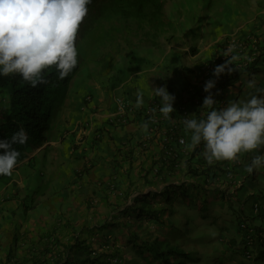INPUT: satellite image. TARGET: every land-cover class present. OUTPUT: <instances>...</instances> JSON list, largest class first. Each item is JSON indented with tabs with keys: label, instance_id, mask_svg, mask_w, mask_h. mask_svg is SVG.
I'll return each mask as SVG.
<instances>
[{
	"label": "trees",
	"instance_id": "obj_1",
	"mask_svg": "<svg viewBox=\"0 0 264 264\" xmlns=\"http://www.w3.org/2000/svg\"><path fill=\"white\" fill-rule=\"evenodd\" d=\"M175 2L176 0H91V3L88 5V13L84 18L83 23L80 25L79 32L76 37V48L78 52L77 67L69 74L68 77L61 80L59 79L58 72H56L54 68L47 69L44 73L47 83L39 84L37 87H31L30 84L24 81L19 74H12L9 76L0 75V140H10L13 133L18 131L20 128H24L28 135L27 143L22 145H13V147L20 153L17 165L13 169V174L11 176L0 175V207H3L4 209L7 204L10 205L12 201L20 200L22 203H20L17 208L22 211L25 217V213L28 210H33L36 203L38 204L39 199L47 196L52 201H56V199L61 198L60 207H69L67 200L63 197L67 195L65 198L67 197V199H69V195L71 196V194L74 193L73 191H70V189H68L70 187L67 186L77 185L79 183L82 184L83 182L79 181L83 180L86 170L84 172L83 170L79 172L77 175L78 179L74 182L64 185V190L60 187L58 188V192H55V189H51L49 192L48 190L50 189L52 183H47V162L42 163L36 159H29V153L32 152L34 147H38L48 141L46 136L48 127L51 123L58 120V116H60V114L62 115L63 112L61 113V111L65 109L64 107L69 100V89L74 92V85L76 84V79L81 70H85L86 67H88V64L92 61H96L93 58L95 57L94 55H96L99 46H96L95 44L99 41L103 42V44H109L108 49H114L115 53V50L120 47V45L115 44L116 41L118 39H123L132 23H147L148 26L156 31L163 27H170L172 19L180 13L179 2L177 4ZM252 40L254 39L250 36L238 39V46H236V50L233 52L235 55L237 54L235 53L236 51L240 52V54L241 52L244 53L247 51V57L245 59H241L240 61L248 60V62L241 64L240 66V64L234 61V65H232V67L236 69L235 71L231 74H221L219 78H216V84L212 92L213 99L217 101V104L214 106L216 109L223 108L224 104H227L229 100L239 102V98H237V96L240 94V90L243 88L246 90V83L252 80L255 76L259 75L261 72V70L255 67L256 65L253 61H259V59L264 60V47L257 44L256 40ZM118 52H120V50ZM194 52L195 50L193 49L192 53L194 54ZM220 56L213 55L208 63V66L215 69V67L223 61L222 58L225 60L227 59V57L223 56V53H221ZM213 70L212 72L207 71L206 73L210 74L211 72L212 74ZM167 87L168 92L174 95L172 88H170V86ZM233 87H237L238 90L233 92ZM256 88L264 89V85L261 83V85H257ZM256 88L249 91L250 93L246 96H256L257 94L259 96L262 92H257ZM88 97L89 96L86 98ZM183 110L185 109L183 108ZM203 110L204 109L201 108V113L205 112V114L200 116V112H198L195 119L199 120L206 117L209 109L204 112ZM178 113V116L180 115L179 117L182 118L181 109H179ZM177 119L179 118L177 117ZM175 130L176 128L174 131ZM167 134L170 136L172 132L169 133L167 130ZM175 135L176 134L172 137L173 139L175 138ZM173 144H175V141L171 144V147H175ZM175 151L177 156L176 159H171L170 157L162 154V160L159 163L161 165L158 166L157 169V172L159 173L158 176H162L163 172L166 171L171 172L170 167L178 172H181V169L174 165L178 164L177 161H180V158H182V149L176 150L175 148ZM203 151V143H201V145L197 146L190 152L189 160H187L188 164L185 165V179L190 178L192 183H180L178 187H175L184 188V193H187V189H190L191 192V187H194V189H197L194 190V193H198L199 190H202L204 193L208 191L217 196H223V194L231 188L235 192L231 193L229 197H237L236 202L239 203L238 195L242 194L239 193V190H241L242 187L240 186L239 188H235V185L241 178L246 176V166L251 164L252 161L248 160L247 162V158L240 161V158L242 159L243 157L241 154L250 157L251 154L255 155L256 152L259 153V150L257 149L252 152L241 153L237 162L216 161L212 165L207 163L203 155ZM2 152L3 150L0 149V153ZM42 160L44 161V157ZM21 165H23L22 168H26L24 169L26 177L32 181L34 180L36 183L32 186L34 187L33 189H31L32 187L30 185H26L25 189L21 190L22 193H19L20 188H18L17 184L14 183V179H16L20 173L22 174V169L18 168V166ZM18 170L19 172L17 173ZM147 174L149 175L150 173ZM147 174L143 176V179L148 176ZM170 175L175 179V176H172V173ZM179 175L181 174L179 173ZM260 177L263 178L264 183V175L262 176L260 174ZM113 179L115 180L116 178ZM199 180H202L201 185L197 184ZM210 181H212V185L215 186L213 189L214 192L208 190L206 187ZM145 183L149 184V181L145 180ZM154 184L155 182H151L149 185ZM9 187H12L11 189H14L16 194H13ZM175 187L173 185H169L166 186L164 190H168L170 188L177 189ZM48 193H50V195ZM20 194L23 195L20 197ZM252 194V198H254L256 194ZM242 195L243 202L241 204L242 206H245V204L249 201L250 194L248 195L245 192ZM127 196L128 194H126L124 198H127ZM109 198L108 194L105 191H102L99 203L109 206ZM150 199H154V196L150 197V195H138L134 198L131 206H126L122 209L120 212L121 216L123 218H130V220L133 219L134 223L137 224L140 222H153V220L158 221L160 217L156 216L158 213L155 208H153V205L157 203L150 201ZM85 203L86 208L88 209L87 212H85L87 216L91 208L97 211L98 205L93 201L87 200ZM21 204L22 207H20ZM139 204L142 205L136 209ZM254 205L257 206V208L253 211L257 212L255 215L253 212L251 213ZM240 210L243 211L244 208L241 207ZM133 211H136L137 214H132ZM10 213L14 215L13 213L16 212L11 209ZM14 216H16V214ZM92 216L93 212L91 211V217ZM114 219L115 218H113V221H115ZM65 220V223L62 225V229L65 230L64 234L67 233L71 235V233L78 230L76 233H78L79 236L74 238L69 237L67 241H72L70 243L68 242L69 244L67 243L60 247L62 248V251L59 252V255L52 253V246H57V243L59 242L58 237H56L57 235L54 236L52 232L50 234H46L45 236L42 234L43 236L40 238V241L43 242H40V245H37V249L34 248L36 246L35 244H30L28 249L22 252V258L20 261L14 260L13 250L11 253L8 251V253L5 254V263L28 264L29 260L31 262L30 264L121 263L122 252L116 247V240L114 238H110V233L106 231L110 228L117 229L116 222L108 225L106 221H100V226L96 228L90 226L87 228L85 226L87 218L85 217L81 224L82 226L80 225L79 228L75 217L66 221ZM243 221H239L240 223L238 224V229L235 234L238 238L233 236L234 238L228 241L227 246L225 245V253H222L220 256L213 254L209 257V261L213 262V264H217V262L221 259L223 260V263L221 264H227L230 261V258L229 256L228 258H225L224 255H228L229 253V255H238L241 258L244 257L245 251H247V255H250V258H252L251 261L253 264H256L261 260L264 248V236H262V234H264V203L262 205L252 204L250 214ZM158 223L163 224L162 221ZM10 224L14 230H17L19 227L18 222L14 223L13 219H10ZM137 230L138 228L134 230V228L130 227L126 229V244L131 247L134 255L140 258L142 264H190L186 259L187 255L179 247L177 242L174 245H170L168 241H165V244L158 241V239L151 241L149 237L150 235L144 230H142V233L138 238L136 236ZM17 235L16 240H18L19 237V234ZM47 239H54L53 241H55L56 244H51V242ZM94 239H97L100 247L102 248L100 253H97V250L93 248L89 242H87L93 241ZM110 240H113V242H110ZM216 251L218 250L216 249ZM62 252H65V257ZM194 260L193 264H197L199 262L198 259Z\"/></svg>",
	"mask_w": 264,
	"mask_h": 264
},
{
	"label": "crops",
	"instance_id": "obj_2",
	"mask_svg": "<svg viewBox=\"0 0 264 264\" xmlns=\"http://www.w3.org/2000/svg\"><path fill=\"white\" fill-rule=\"evenodd\" d=\"M178 2L180 13L172 19L173 23L166 30L156 31L147 23H132L123 39H118L115 43L120 47L115 50L114 76L125 77L123 73L125 71L129 79L120 80L118 84L120 86L115 87L114 90L117 89L120 93L125 90L130 92L135 104L138 90L142 91L144 102L140 108L146 110L153 105L159 108L162 106L160 98L153 92V87L170 86L175 95L174 112L170 114V118L160 119L157 115L159 123L155 132L150 131L149 118L145 113L131 118L129 122L133 126L131 130L127 129V125L119 129L108 127L107 119L114 111L115 94L109 89L110 80L107 78L106 82L104 78L102 80L99 78L104 76L100 69H96L97 60L92 61L79 73L74 92L69 89V100L65 117L62 118V130L57 135L58 140L45 143L44 151H54V148L61 149L62 146L66 148L61 156L64 160H59L52 170L47 166L48 171H51L50 176L55 180L53 183L58 181L57 169H60L61 174L62 168L65 169L64 164H70V161L77 162L79 157L86 159L85 156H89L91 159L87 161H91V166H112L109 161L112 156L122 166L120 170L118 169L119 174L115 179L120 189L116 188L118 191H114L115 193L109 196L111 197L109 203H112L116 209L118 203L131 202L138 195L152 197L162 194L164 186H174V181L184 175L185 165L188 164L187 160L191 152L186 146L182 150V158L174 165L178 166L181 172L169 165L171 172H163L162 176L169 178L170 182L164 183L162 176H158L157 169L161 165L159 163L162 160L165 145L163 141L167 130L176 128L175 134L183 137L186 145L190 143L191 133L185 131L183 119L178 116V112L179 109L184 108L188 112V119H193L197 117L198 112L203 116L204 111L208 110L202 107L204 97L208 95L203 89L208 80H215L216 84V77L211 74L213 67L210 74L206 73L208 71L206 68L213 55L219 52L217 55L220 56L224 52L225 47L223 48L222 45L225 38L237 41L250 36L257 41V44L264 47V0H176L175 3ZM195 43L199 44L196 45L193 54ZM203 54H207V57L203 58L206 61L197 62L192 68L181 65L182 58L189 55L202 58ZM245 57L247 51L241 52L240 59ZM222 60L220 64L225 62L224 58ZM87 96H89L88 100ZM201 108L204 109V113H201ZM79 113L82 114V119L78 117ZM75 118L77 121L72 123ZM144 124L148 126L147 131L142 128ZM63 140H66V145L62 143ZM74 145L75 151H73ZM111 146L114 148H110ZM105 155L110 157L106 162H104ZM100 173V169H97L92 175L97 177ZM171 173L175 179L171 177ZM146 174L148 176L143 179ZM20 176L22 174L14 179V183H17L16 180H19ZM61 177L59 180L61 186L70 184L74 180L72 176L66 174H61ZM96 177L92 180L95 181ZM145 180L149 181V184L151 182L155 184L149 185ZM188 183H192V180ZM57 185L54 183L53 186ZM126 194H128L127 201L124 199ZM154 197L155 200L150 199V201L158 203V196ZM122 206L117 209L119 214L126 204ZM65 211L64 206L60 207V212L67 216ZM111 214L113 218L118 219L114 216L115 212ZM60 217L61 213H58L55 218L57 220ZM162 225L163 229L167 230L166 225L164 226V223ZM145 226L150 228L155 224L145 222ZM37 240H40L39 235Z\"/></svg>",
	"mask_w": 264,
	"mask_h": 264
},
{
	"label": "rangeland",
	"instance_id": "obj_3",
	"mask_svg": "<svg viewBox=\"0 0 264 264\" xmlns=\"http://www.w3.org/2000/svg\"><path fill=\"white\" fill-rule=\"evenodd\" d=\"M172 11V10H170ZM177 17V16H176ZM173 23V21L171 22ZM166 28L169 27H163L162 30H166ZM206 39L204 40V42ZM254 41V40H252ZM199 43H195L193 46V49H196V45ZM98 47V50L96 52V55L93 59L97 60L96 62V69H100L102 71V74L104 77L100 76L99 78L102 80L109 82V89L113 90L115 97H125L128 98L131 96L130 92L114 90L115 87H118L120 83V80H127L129 79L126 75V72L123 71L125 77H121L119 75H115V59L116 54L114 53V49H108L109 44H103V42H97L95 44ZM225 45L229 46L230 41H227L224 39L222 47L224 48ZM102 50H101V49ZM105 48V49H104ZM219 53V52H218ZM217 53V54H218ZM238 56H241V54L236 51ZM215 54V56L217 55ZM235 54V55H237ZM202 58H194V56H188L186 58H182L181 65L184 67L191 66V68L197 63L206 61V59L203 60V58L207 57V54H203L201 56ZM221 57V56H220ZM259 59V58H258ZM241 59L235 61L238 64H244L247 63V61H240ZM250 61V60H249ZM255 67H257L261 72L259 75L255 76L252 80H255L256 86H260L261 83L264 85V60L259 59V61L254 60ZM179 63V62H178ZM251 63V61H250ZM101 64V65H100ZM196 66V65H195ZM95 69V70H96ZM94 70V71H95ZM108 78V79H107ZM125 83V82H124ZM123 83V84H124ZM246 90L243 88L240 90V96L238 95L237 98H239V102L243 103L249 100L252 96H246L248 95L253 88L248 87V83H246ZM125 87V86H123ZM238 90L237 87H233L232 91L236 92ZM258 96V94L256 95ZM259 96H264V92H262ZM258 96V97H259ZM68 104V102H67ZM67 104L65 105V109L61 111L62 115L58 116V120L56 122H53L48 127V132L46 133V136L48 138V141H54L58 140V133L62 130V118L65 117V111ZM226 104H224L223 107H225ZM79 118L82 119V114L79 113ZM77 118H75L72 123L76 122ZM127 129L131 130L132 124L128 123ZM124 125V126H126ZM122 128V127H119ZM118 128V129H119ZM64 141V142H63ZM63 144H67L66 140H63ZM114 148V147H110ZM176 150H179L178 147H173ZM45 148L42 147V149H39V147H34L31 153H29V159H36L39 162H47V166H50V170H52L53 167L57 165L59 160H64L61 156L65 153L66 148L62 146V148H54V151H44ZM76 150V146L74 145L73 151ZM259 153H255V155L251 154L250 157L246 156L244 154H241L243 157L240 158V161H243L244 158H247L246 161L252 160L254 156H264V145H262L259 149ZM41 151L43 153H41ZM44 156V161L42 160ZM86 159L83 157H79L77 162L75 160L70 161V164H67L65 166V169L62 168V175H69L74 178L73 182L78 179V173L83 170V172L86 170L85 175L83 176V180L79 182H83L82 184L79 183L77 185L67 186L70 187V191H73L74 194L69 195V199L67 197L65 198V195L63 198L67 200L68 206L65 211L67 216L60 212V201L61 198L56 199L55 202H53L48 196L42 199H39L38 204L36 203L33 210H28L25 213V217L22 213V211L18 210L17 208L22 201L16 200L15 207L13 208L14 215L10 213L11 210L6 209L3 207H0V264L5 263V254L11 253L13 250V258L16 261H20L22 258V252L28 249V246L30 244H35L36 246L34 248H38L37 245H40V240L43 235H41V231H43L44 236L46 234H50L53 232L54 236L58 237L59 242L57 243V246H52L51 249H53V254H58L62 251V248H60L62 245L70 243L72 240H68L69 237H78L79 234L76 233L77 231H74L69 234H64V231L62 228V225L65 223L64 220H69L75 217L76 223L80 228V225L82 224L84 218H87V222L85 223V226L88 228L90 226L98 227L101 225V222L106 221V223L109 225L113 222H116L117 229H107L106 231L110 233V238H114L116 240V247L120 249L122 252V258L120 264H142V261L140 258L136 255H134L133 250L129 245L126 244V229L128 227L137 229L136 236L139 238L140 234L142 233V230L147 231L150 235L151 241L158 239V241L163 242L165 244V241H168L170 245H174L176 242L179 244V247L184 251L186 259L190 264L194 263V259L199 260V264H213V262L209 261V257L211 255H222V253H225L227 246V243L230 239L237 237L236 231L238 229V224L245 220V218L250 214V209L252 204H260L262 205L264 203V183L263 178L260 177V174L264 175V166L255 168L253 172L246 173V176L241 178L235 185V188L242 187L241 190H239V193H245L250 194L249 201L245 204V206H242L243 202V195L239 194L238 202H236L235 196L229 197L231 193H234L235 191L233 189H229L223 196H217L213 194L212 192H203L202 190H199L198 193H194V187L192 188V191L190 192V189H187L184 193V188H177L180 183H186L189 182L191 179H183L185 178V175H181L179 180L174 181L173 184L175 188L177 189H168L163 190L162 194H157L153 196H158V203L153 205V208H155L156 212L158 213L156 216L160 217L158 221L153 220V223L155 226L148 227L145 226V222H140L139 224L134 223L133 219L130 220V218H123L118 213V208L123 207L122 205L131 206L133 200L131 202L127 203H121L117 204L116 209L114 208L112 203H109V206L100 204L99 201L101 200L100 197L102 195V191H105L108 196H110L117 188L120 189V185L116 184L115 180L113 178H116V176L119 174L118 169L120 170L122 166H120V162H117L116 159H114L112 156L111 158L107 155L104 156V162L108 158L112 166H91V161L88 162L87 160L91 159V157L85 156ZM70 159V158H68ZM23 164V163H22ZM250 165V164H249ZM23 166V165H21ZM35 166V164H34ZM26 168H22V176H20L19 180L17 181V187L21 190H24L26 185H30L31 187L36 183L34 180L32 181L28 177H26V172L24 171ZM97 169H100L101 173L99 176L92 175L93 172ZM60 169H57L56 172V178L58 177V181L56 183L58 186H53L55 181L50 176V172L47 170V183L51 184L50 189L48 190H54L55 192H58V188L62 187L64 190L65 186H61L59 183V180H61V174L59 173ZM82 172V173H83ZM259 176V177H258ZM93 177H96L97 179L95 181L92 180ZM106 181H105V180ZM45 180V179H44ZM38 182V181H37ZM71 182V181H69ZM111 182V183H110ZM162 182L169 183L170 179L164 176L162 178ZM161 183V182H160ZM197 184H202V180H199ZM116 185V186H115ZM29 186V187H30ZM30 187V188H31ZM207 189L210 191H213L215 186L212 185V181L209 182V184L206 185ZM11 192L14 194L15 190L11 189L12 187H9ZM32 187L31 189H33ZM164 188H166L164 186ZM158 190V189H157ZM214 192V191H213ZM252 193H255L256 196L252 198ZM16 194V193H15ZM50 195V193H48ZM23 194H20V197ZM226 197V198H225ZM229 197V198H228ZM247 197V196H246ZM225 198V199H224ZM252 198V200H251ZM111 197L109 198V200ZM126 201L127 198H124ZM90 200L93 201L95 204L98 205L97 211L91 208L89 211L88 216L85 214L87 212L86 203L85 201ZM155 200V197L154 199ZM5 202V201H3ZM2 202V203H3ZM13 202V201H12ZM111 202V200L109 201ZM139 204L136 209L140 207ZM149 206V205H148ZM6 207H9V204H7ZM22 207V204L21 206ZM241 207L244 208L243 211H241ZM94 210V211H93ZM91 211L93 212V216L91 217ZM97 215H96V213ZM111 212H115L116 217L118 219H114L113 221V214ZM253 212V209L251 210V213ZM5 213V215H4ZM58 213H61V217L56 220V216ZM133 213H136V211H133ZM256 212H253L255 215ZM56 214V216L54 215ZM99 214V215H98ZM164 214V215H163ZM261 214V212H260ZM163 215V216H162ZM10 219L14 220V223L19 224V227L17 230H14L10 224ZM65 220V221H66ZM162 221L164 223V226L166 225L167 230L163 229V225L158 223ZM240 221V222H239ZM244 222V221H243ZM62 223V224H61ZM138 225V226H137ZM82 226V225H81ZM17 234H19L18 240ZM234 236V237H233ZM55 237V238H56ZM53 238V237H51ZM50 238V239H51ZM97 238V237H95ZM48 240V239H47ZM54 240V239H53ZM48 240L51 242V244H56L55 241ZM162 240V241H161ZM90 243V245L97 250V253L101 252V247L97 241V239H94L93 241H87ZM110 242H113V240H110ZM68 243V244H69ZM226 245V246H225ZM216 249L218 251H216ZM62 254L65 257V252H62ZM61 254V255H62ZM225 258L229 256L230 261L227 264H253L250 259H243L240 258L238 255H224ZM61 258V257H59ZM30 260L29 263L30 264ZM197 263V264H198ZM218 263H223V260H219ZM6 264V263H5ZM258 264H264V248H263V254L261 257V260L258 262Z\"/></svg>",
	"mask_w": 264,
	"mask_h": 264
},
{
	"label": "clouds",
	"instance_id": "obj_4",
	"mask_svg": "<svg viewBox=\"0 0 264 264\" xmlns=\"http://www.w3.org/2000/svg\"><path fill=\"white\" fill-rule=\"evenodd\" d=\"M90 3L91 0H0V75L19 74L31 87L47 83L44 76L47 69L54 68L61 80L68 77L77 67L76 37ZM229 39L225 38L227 41L233 40ZM234 50V44L225 46L223 56L227 59L215 67L213 76L219 78L221 74H231L236 70L232 65L240 56L234 55ZM214 87L215 80H208L204 85L203 90L208 95L204 97L202 107L209 109L205 118L188 119V112L181 109L185 131L191 133L190 143L185 146L192 151L203 143V155L209 165L216 161L237 162L241 153L252 152L264 145V96L253 95L243 103L229 100L225 107L216 109L217 101L212 94ZM248 87L256 88L255 80H250ZM256 91L264 92V89L256 88ZM153 92L160 98V113L164 118H170L174 112L175 96L165 86L153 87ZM116 98H123L133 109L124 117V123L111 118L117 111ZM113 102L114 111L107 119V125L112 129L124 127L135 116L146 115L148 109L140 108L144 101L143 92L139 90L136 104L131 96H114ZM147 127V124L142 126L144 131H147ZM27 140L24 128L14 132L10 140H0V149L3 150L0 153V175L13 174L20 156L13 145L25 144ZM45 143L38 146L39 149L45 148ZM262 166L264 156L258 155L252 158L245 170L251 174L255 168ZM22 167L18 166L20 169ZM14 202L6 209L13 210ZM242 258L252 260L245 255Z\"/></svg>",
	"mask_w": 264,
	"mask_h": 264
},
{
	"label": "built area",
	"instance_id": "obj_5",
	"mask_svg": "<svg viewBox=\"0 0 264 264\" xmlns=\"http://www.w3.org/2000/svg\"><path fill=\"white\" fill-rule=\"evenodd\" d=\"M230 44H234L235 45V50H236V46L237 42L230 40ZM206 70H208V72L211 70V67L207 66ZM116 105H117V111L114 113V115L111 117L113 120H118L119 123H124L125 119L124 117H126L127 114L132 113L133 109L132 106L129 102L125 101L123 98H116L115 100ZM155 110V111H154ZM153 113H155V115H153ZM146 115L149 118V124H150V131L155 132L158 128V123H159V117L160 119H164L163 115L160 113L159 111V107L158 106H153L151 108H148L146 110ZM157 115H159V117H157ZM172 132V134H170V136H168V134L166 133V137L164 138V143L165 145L163 146V154L167 157H170L171 159H176V151L173 147H171L172 143L175 141V144H173L174 146L183 149L186 141L183 137L181 136H177L175 135V138L173 139L172 137L175 134L174 129H170L169 133ZM181 141H184V143H181ZM254 208L256 209L257 206L254 205ZM246 258H250V255H247V251H245L244 253Z\"/></svg>",
	"mask_w": 264,
	"mask_h": 264
}]
</instances>
